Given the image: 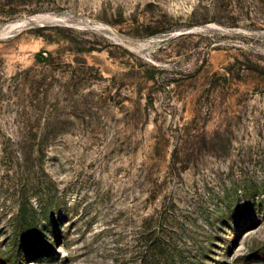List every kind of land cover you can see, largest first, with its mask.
<instances>
[{"label": "rangeland", "instance_id": "rangeland-1", "mask_svg": "<svg viewBox=\"0 0 264 264\" xmlns=\"http://www.w3.org/2000/svg\"><path fill=\"white\" fill-rule=\"evenodd\" d=\"M24 211L23 264H141L161 211L168 264H264V0H0V264Z\"/></svg>", "mask_w": 264, "mask_h": 264}, {"label": "trees", "instance_id": "trees-1", "mask_svg": "<svg viewBox=\"0 0 264 264\" xmlns=\"http://www.w3.org/2000/svg\"><path fill=\"white\" fill-rule=\"evenodd\" d=\"M36 59L39 62L48 60V58L43 57L41 52L36 55ZM149 222L152 226H145L144 231L147 232V239L144 244V254L140 257L141 264H168L167 262L175 257L176 248L171 242L173 237H171L169 230L167 227H162L167 224V221L164 220V211H161L157 218L152 216ZM14 228L15 234L5 262L7 264H23L25 255L35 254L32 245L34 243L39 244V235L42 233L38 231V220L35 215H30L27 211L22 212L17 218ZM36 249L39 250V247ZM40 249L46 252L51 251L50 248L47 249L46 247Z\"/></svg>", "mask_w": 264, "mask_h": 264}]
</instances>
